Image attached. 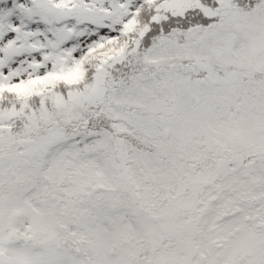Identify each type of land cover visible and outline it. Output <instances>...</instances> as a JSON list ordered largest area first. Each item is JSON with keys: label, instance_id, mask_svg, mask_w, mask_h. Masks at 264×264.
<instances>
[{"label": "snow or ice", "instance_id": "snow-or-ice-1", "mask_svg": "<svg viewBox=\"0 0 264 264\" xmlns=\"http://www.w3.org/2000/svg\"><path fill=\"white\" fill-rule=\"evenodd\" d=\"M0 264H264V0H0Z\"/></svg>", "mask_w": 264, "mask_h": 264}]
</instances>
